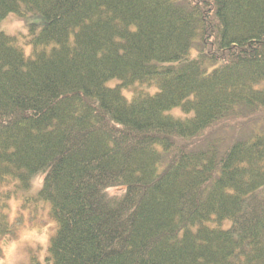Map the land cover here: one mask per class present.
Instances as JSON below:
<instances>
[{"label":"trees","instance_id":"trees-1","mask_svg":"<svg viewBox=\"0 0 264 264\" xmlns=\"http://www.w3.org/2000/svg\"><path fill=\"white\" fill-rule=\"evenodd\" d=\"M9 12L32 50L0 30V174L43 175L54 264H264V0Z\"/></svg>","mask_w":264,"mask_h":264},{"label":"clouds","instance_id":"clouds-1","mask_svg":"<svg viewBox=\"0 0 264 264\" xmlns=\"http://www.w3.org/2000/svg\"><path fill=\"white\" fill-rule=\"evenodd\" d=\"M0 30L16 36L25 56L31 55L32 46L25 45V37L31 39V36L25 21L16 13L7 14ZM123 94L131 100L130 92ZM173 112L182 115L179 109ZM21 185L19 177L0 174V264H54L49 249L60 224L52 214L53 204L40 197L43 185L39 180L30 178L27 188Z\"/></svg>","mask_w":264,"mask_h":264},{"label":"rangeland","instance_id":"rangeland-1","mask_svg":"<svg viewBox=\"0 0 264 264\" xmlns=\"http://www.w3.org/2000/svg\"><path fill=\"white\" fill-rule=\"evenodd\" d=\"M3 24V22L1 23V25ZM26 26V25H25ZM1 31H3V30H1ZM4 33H6L7 34V32L6 31H3ZM35 179H37V180H39V182L42 184L43 183V175H39V176H37ZM112 193H116V191H111Z\"/></svg>","mask_w":264,"mask_h":264}]
</instances>
